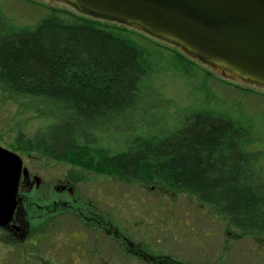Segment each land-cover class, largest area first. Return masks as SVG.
Returning a JSON list of instances; mask_svg holds the SVG:
<instances>
[{"label":"trees","instance_id":"1","mask_svg":"<svg viewBox=\"0 0 264 264\" xmlns=\"http://www.w3.org/2000/svg\"><path fill=\"white\" fill-rule=\"evenodd\" d=\"M132 31L65 8L16 29L0 9V93L25 101L54 127L39 130L27 147L129 181H166L213 206L245 236L264 237V190L243 149L250 129L239 122L202 110L168 136L124 152L97 146L101 122L112 113L123 117L151 74ZM176 58L182 69L194 64Z\"/></svg>","mask_w":264,"mask_h":264},{"label":"rangeland","instance_id":"2","mask_svg":"<svg viewBox=\"0 0 264 264\" xmlns=\"http://www.w3.org/2000/svg\"><path fill=\"white\" fill-rule=\"evenodd\" d=\"M52 8L78 12L55 0H0L1 11L16 29L36 26ZM129 30L144 49L151 74L140 100L123 117L112 113L101 122L104 140L97 138V146L114 155L136 142L168 136L202 110L224 115L250 129L243 149L264 190V88L230 81L181 48L132 27ZM176 53L194 64L182 69ZM53 129L51 121L39 117L25 101L0 93V146L19 154L25 168L41 177L44 187L29 195L36 205L49 199L50 179L67 174L81 184V194L97 191L98 196L92 194L94 200L111 201L122 230L156 254L189 264H264V237L245 236L194 194L180 192L166 181H129L71 162H56L27 147L39 130L52 133Z\"/></svg>","mask_w":264,"mask_h":264},{"label":"water","instance_id":"3","mask_svg":"<svg viewBox=\"0 0 264 264\" xmlns=\"http://www.w3.org/2000/svg\"><path fill=\"white\" fill-rule=\"evenodd\" d=\"M181 48L230 81L264 88V0H55ZM22 158L0 146V226L18 205Z\"/></svg>","mask_w":264,"mask_h":264},{"label":"flooded vegetation","instance_id":"4","mask_svg":"<svg viewBox=\"0 0 264 264\" xmlns=\"http://www.w3.org/2000/svg\"><path fill=\"white\" fill-rule=\"evenodd\" d=\"M24 169L17 208L0 226V264H189L138 244L116 221L111 201L94 200L97 191L81 194V184L67 174L50 179L49 199L36 205L29 195L44 185Z\"/></svg>","mask_w":264,"mask_h":264}]
</instances>
